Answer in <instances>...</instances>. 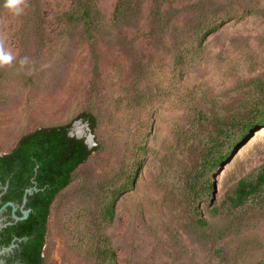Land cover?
Wrapping results in <instances>:
<instances>
[{"label":"rangeland","instance_id":"1","mask_svg":"<svg viewBox=\"0 0 264 264\" xmlns=\"http://www.w3.org/2000/svg\"><path fill=\"white\" fill-rule=\"evenodd\" d=\"M82 1L0 0V154L70 122L98 146L51 204L43 264H264V187L229 200L264 166V128L231 153L264 117V0H90L91 41Z\"/></svg>","mask_w":264,"mask_h":264},{"label":"trees","instance_id":"2","mask_svg":"<svg viewBox=\"0 0 264 264\" xmlns=\"http://www.w3.org/2000/svg\"><path fill=\"white\" fill-rule=\"evenodd\" d=\"M80 3L84 8L82 18L85 31L91 41L93 37L88 24L91 16L89 8L86 7L91 6V1L84 0ZM66 15L76 18L74 14ZM76 119H83L88 122L92 131L95 130L96 118L92 112L83 111ZM71 125L72 122L38 127L22 136L10 152L0 154V186L8 182L7 190L1 197L0 207L8 201L21 202L24 188L30 184L29 179L33 177L36 182L37 191L27 199L26 208H30L28 217L8 225L0 233L6 245L12 237L27 238L20 243L18 249L20 264H43V248L51 204L60 191L71 183L72 174L98 150V146L89 147L84 137L70 136L68 132ZM222 127L217 130L218 135L225 131ZM261 128H264V117L257 122H244L241 125L244 136L235 143L231 153H235L239 146ZM230 154L213 157L210 160L214 164L213 167H223ZM260 187H264V166L255 177L240 179L229 200L233 205H241L258 192ZM110 254L114 258V254Z\"/></svg>","mask_w":264,"mask_h":264},{"label":"flooded vegetation","instance_id":"3","mask_svg":"<svg viewBox=\"0 0 264 264\" xmlns=\"http://www.w3.org/2000/svg\"><path fill=\"white\" fill-rule=\"evenodd\" d=\"M68 134L70 135V133L68 132ZM29 181H30V184H29V186H26L25 188H24V194H25V191L27 190V189H33L34 187H35V185H36V182L33 180V177L32 178H30L29 179ZM0 189L2 190L0 193H2V196L4 195V193L6 192V190L4 191V189H3V186H0ZM24 194H23V196H24ZM1 196V197H2ZM29 196V195H28ZM27 196V197H28ZM0 202H1V198H0ZM8 202H10V201H8ZM11 202H14V203H16L17 205H18V209H17V211H16V214L18 215V216H22L23 215V213H22V210H30V208H26V204H27V202L23 205V197H22V200H21V202H15V201H11ZM30 213V212H29ZM11 208L9 207L4 213H3V216H5L6 217V219H5V222H14V220H13V218H12V216H11ZM15 223V222H14ZM13 223V224H14ZM4 229V228H3ZM2 229V230H3ZM2 230H0V233H1V231ZM26 237L24 238V237H21V238H18V237H12V239L10 240V242H9V244H4V242L2 241L3 240V237L0 235V249L1 248H3V247H11L12 246V248H11V250L8 252V254L7 255H5L4 256V259H5V261H6V263L7 264H20V262H19V259H18V252H19V248H20V243L21 242H23V241H26Z\"/></svg>","mask_w":264,"mask_h":264},{"label":"water","instance_id":"4","mask_svg":"<svg viewBox=\"0 0 264 264\" xmlns=\"http://www.w3.org/2000/svg\"><path fill=\"white\" fill-rule=\"evenodd\" d=\"M70 136H76L78 138L81 137V135H76L75 133H71V132H70ZM92 138H93V135H90L89 138H86L85 139V142L87 143V145L89 147H92L91 146V139ZM7 187H8V182H6V184L3 186L4 191L7 189ZM34 191H37V188L34 187L33 189H27L25 191V194L23 196V205L27 202V199H28L27 196L33 194ZM1 196H2V193H0V198H1ZM9 207L11 208V213H12L11 216H12L14 222H17V221L26 219L28 217V215H29V212H30L29 209L28 210H22L23 215L22 216H18L16 214V211L18 209V205L16 203L11 202V201L4 203L0 207V230H2L3 228H6L8 225H11V224L14 223V222H5L6 217L3 216V213ZM11 248H12V246L11 247H3V248L0 249V264H7L6 261H5V259H4V256L8 254V252L11 250Z\"/></svg>","mask_w":264,"mask_h":264},{"label":"clouds","instance_id":"5","mask_svg":"<svg viewBox=\"0 0 264 264\" xmlns=\"http://www.w3.org/2000/svg\"><path fill=\"white\" fill-rule=\"evenodd\" d=\"M27 0H3L2 7L13 16H20L23 14L24 7ZM7 37L4 34H0V68L12 65L16 57L13 55L12 51L6 47ZM28 58H21L19 61L20 65L23 66L27 64Z\"/></svg>","mask_w":264,"mask_h":264}]
</instances>
